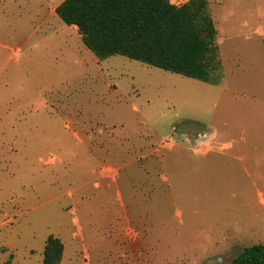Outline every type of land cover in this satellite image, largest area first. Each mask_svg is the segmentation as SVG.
Here are the masks:
<instances>
[{
  "label": "rangeland",
  "instance_id": "obj_1",
  "mask_svg": "<svg viewBox=\"0 0 264 264\" xmlns=\"http://www.w3.org/2000/svg\"><path fill=\"white\" fill-rule=\"evenodd\" d=\"M62 1L0 0V264H42L50 235L60 264H228L264 246V167L236 160L264 159V115H220L264 100V0H208L218 85L99 60Z\"/></svg>",
  "mask_w": 264,
  "mask_h": 264
},
{
  "label": "trees",
  "instance_id": "obj_2",
  "mask_svg": "<svg viewBox=\"0 0 264 264\" xmlns=\"http://www.w3.org/2000/svg\"><path fill=\"white\" fill-rule=\"evenodd\" d=\"M56 16L75 26L99 60L122 56L166 72L218 85L223 80L217 30L208 0H63ZM61 240L50 235L42 264H60ZM228 264H264V246L242 249Z\"/></svg>",
  "mask_w": 264,
  "mask_h": 264
},
{
  "label": "crops",
  "instance_id": "obj_3",
  "mask_svg": "<svg viewBox=\"0 0 264 264\" xmlns=\"http://www.w3.org/2000/svg\"><path fill=\"white\" fill-rule=\"evenodd\" d=\"M189 0H170V2L172 4H174L175 6H180L186 2H188ZM75 27V26H73ZM230 105H240V106H248L247 108H243V109H238V111H241L244 113V115H246V121L245 123L242 121H239L236 119V122L233 124L235 127H238L240 124H242V129H246V128H253L254 127V118H260L261 116L264 115V107H259L260 105L264 106V100L263 99H258V98H243V97H236L233 99H229V100H224V102L222 103V108L220 111V115H224L225 113L230 111V108H225L223 106H230ZM237 116V115H236ZM251 119V120H250ZM226 127H230L231 124L230 123H225ZM263 125H260V128H263ZM214 134L212 133L211 129L206 128V131L204 132V134L202 135L201 138H198L194 141V146H199L202 143H206L209 144L211 139H213ZM243 139V135L241 137ZM222 148H224L225 150H231L233 143L232 141H223L221 143ZM210 147V146H209ZM209 147L204 146V149H209ZM243 155L237 157V161H243L244 159L247 161V164L249 166V171L247 170V174H250L251 170L255 171V176L256 179L259 177V174L256 172L257 171V167L259 168L260 166L264 167V159L260 158L257 154L258 152H256L253 156H250L248 154H245V152L243 150H241ZM255 179V180H256Z\"/></svg>",
  "mask_w": 264,
  "mask_h": 264
}]
</instances>
